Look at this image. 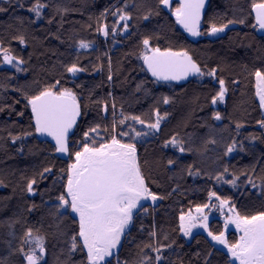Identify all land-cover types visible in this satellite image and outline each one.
Returning <instances> with one entry per match:
<instances>
[{
	"label": "trees",
	"instance_id": "16d2710c",
	"mask_svg": "<svg viewBox=\"0 0 264 264\" xmlns=\"http://www.w3.org/2000/svg\"><path fill=\"white\" fill-rule=\"evenodd\" d=\"M209 1L202 32L207 31L210 22L219 24L243 17L246 24H234L226 34L216 38H209L205 34L204 38L192 41L175 23V17L166 10L159 16L153 14L149 20L136 19L143 14V10L137 11L131 5L140 0H41L49 7L43 10L39 20L28 11L34 0H12L11 5L6 0H0V7L7 9L0 12V42L5 47H11L13 54L25 61L21 66L24 71L21 72L0 66V180L6 185L0 186V261L21 264L22 257L18 253H11H14L27 227L39 229L47 236V264H65L69 259L66 241L77 225L71 216L58 221L49 214V210L57 204L56 196L63 183L59 179L60 170L71 161L63 154L54 152V141L51 139L38 134L23 137L25 132L33 130L30 127L31 109L26 107L27 102L21 91L14 89L31 94L41 85L60 77L64 71L63 65L75 61L77 55L87 71L78 74L74 78L75 83L70 77L62 80L65 86L77 93L82 111L87 105V115L78 121L72 137L77 144L89 124L108 125L111 122V115L102 119L103 113L98 114L100 105L94 103L97 99L107 100L111 112V100L115 98L117 119L120 118L121 106L126 114L141 115L145 120L155 119L156 108L162 116L168 113L161 122L160 132L137 142L138 155L149 186L153 192L165 198L155 205H144L148 212L139 211L138 217H134L130 233L123 238L121 260L135 259L137 245L151 239L153 242L158 240L164 246L170 241L175 242L164 253L167 264H179L180 261L183 264H201L204 254L211 250L209 245L212 242L202 233L193 235L192 240L188 241L178 230L179 215L205 203L210 191L229 199L242 213H255L264 208V196L259 187L260 177L264 175V128L257 123L264 115L258 107L254 78L250 75L254 67L264 64V33L251 27L254 23V13L249 14L252 0ZM173 2L174 6L179 3ZM125 3L130 5L128 10L133 13V20L129 22L130 32L124 33L121 28L115 41L111 36L105 40L96 31L97 19L107 9L106 22L111 28L117 22L115 8H123ZM144 3L146 7H155L156 0H144ZM56 8L67 11L58 13ZM49 19L52 23H48ZM19 35L24 36L26 45L14 39ZM145 35L152 36V44L161 49H183L202 67L218 68L217 75L228 82L226 103L218 106L210 104V97L218 90V84L209 77L176 86L160 84L150 78L146 70H141L143 61L135 55ZM80 39L93 41L92 48L79 49ZM109 57L113 76L111 81L107 79ZM99 65H103V69L97 71ZM233 80L240 83L232 84ZM138 85L141 86L139 91ZM163 97H169L171 103L163 104ZM213 108L220 111L223 117L221 121L212 118ZM21 112L23 116L19 114ZM235 122L244 124L239 136L235 134ZM128 123L131 124V121ZM136 127L139 129L142 126ZM177 134L192 152L181 154L171 147H163L165 140ZM251 135L257 139H247ZM13 136H21L22 139L12 143ZM210 138L218 143L209 144V150L201 155L199 150ZM231 139L238 141V148L231 155H223L224 146ZM240 142L245 148L244 152L239 151ZM21 147L23 151H19ZM168 159L177 162L169 166ZM193 165L194 170L200 172L199 176H189L184 170ZM44 167H51V173H46L43 180L37 177L38 185L34 186L37 195H28L25 191L27 180ZM225 167L229 170L227 174L223 172ZM244 171L248 172L257 187L247 184L245 176L241 175ZM232 173L240 176L236 187L215 179L217 175H222L224 180H231ZM32 204L36 207L28 211ZM16 220L20 222L10 228L9 224ZM223 227L218 218L210 222V229L214 232L223 230ZM13 231L15 236L10 235ZM151 231H155L157 237L150 238L148 233ZM164 234L168 235V240L163 239ZM234 238H238V234L230 231L228 239ZM197 252L201 253L200 259L195 255ZM222 252L226 253L224 250ZM225 259L224 254L213 251L211 264H224ZM82 260L83 254L77 251L71 254L69 264H81Z\"/></svg>",
	"mask_w": 264,
	"mask_h": 264
},
{
	"label": "snow or ice",
	"instance_id": "6c2138e0",
	"mask_svg": "<svg viewBox=\"0 0 264 264\" xmlns=\"http://www.w3.org/2000/svg\"><path fill=\"white\" fill-rule=\"evenodd\" d=\"M18 2V0H17ZM11 5L12 0H6ZM206 0H179L177 6H174L173 0H156L155 7H146L144 0L139 3H133L132 8L137 11L143 10V14L136 19L149 20L154 14L161 15L167 10L171 16L175 17V23L180 25L192 37H200L202 35L216 36L224 33L229 25L246 24V18L229 19L223 23L210 22L206 32L201 31V21L204 19V9ZM49 5L34 0L28 11L33 13L37 20L43 16V10ZM130 5L125 3L123 8H115L114 15L117 22L111 28L106 22L108 10L101 13L100 18L96 21V31L101 34L105 40L110 36L115 41L118 31L122 28L124 33L130 32L129 22L133 20V13L129 11ZM5 7H0V12H5ZM56 12H66L67 9L56 8ZM254 13V23L251 27L264 31V0H252L250 5V15ZM48 23H52L49 19ZM20 44L26 45L23 35L14 37ZM152 36L145 35L140 41L141 48L135 53L137 59L143 61L142 71L151 73L155 82H180L188 81L189 77L203 79L211 78L215 84H218V90L210 97V104L216 106L225 104L229 93L228 82L217 75L218 68L202 67L197 63L186 50L174 51L171 47L161 49L158 45L152 44ZM93 41H85L80 39L78 47L81 50H90ZM107 55V53H105ZM0 57L2 64L15 68L17 72L24 71L20 66L25 61L13 54L11 47H5L0 42ZM99 59V57H97ZM111 57L108 58V75L107 79H113L111 73ZM103 69V65H99L96 70ZM63 74L55 78L52 82L45 83L37 88L31 94L23 92L22 89H14L21 91L24 100L27 102L26 107L31 109V125L32 131L25 132L23 137L38 134L42 137H51L54 141V152L63 154L71 162L66 168H62L59 179L63 181L60 191L56 196L57 204L54 209L50 208L49 214L62 222L65 217L71 216L77 227L68 235L67 244L69 259L65 264L71 261V254L79 251L83 254L81 264H167V258L164 255L166 249L174 246V241H170L166 246L157 240L153 242H142L137 245L138 251L133 260L127 258L121 260L120 253L123 249L122 239L130 233V227L133 225L134 217H138L139 211L148 212V208L142 204V201L151 200L153 204L157 200L165 197L153 192L149 186L148 180L144 174L140 156L138 155L137 142L141 138L154 135L160 132L161 122L168 115L167 112L161 115L158 108L154 110L155 119L145 120L141 115L126 114L123 106L120 108L117 119V104L115 98L111 100V112H109V102L107 100L97 99L94 103L100 105L97 109L98 114L103 113L102 119H106L111 115V122L108 125L100 123L89 124L87 131L83 132L82 140L77 144L73 141L74 130L78 127V121L87 115V105L82 111L81 100L77 93L71 87L65 86L62 80L66 77L74 78L87 71L80 64V56L77 55L75 61H71L63 65ZM250 75L254 78L255 96L258 98V107L264 110V64L254 67ZM39 83V81H35ZM232 84H239V80L231 81ZM141 88L137 86V91ZM19 101H17L18 103ZM163 104L171 103L169 97H163ZM21 116L23 112L19 113ZM212 118L221 121L223 117L220 111L213 108ZM131 121V124L128 122ZM257 123L264 128V116ZM136 125L142 126L137 128ZM244 127L241 122H235V134L240 135V129ZM119 129V130H118ZM215 129H213L214 131ZM21 136L11 137L12 143L21 140ZM251 141H255L257 137L251 135L247 137ZM264 142V139H262ZM214 138L207 139L200 149V154L207 152L209 144H217ZM163 147H171L183 154L192 152L191 148L185 147V141L177 135L171 136L165 140ZM238 148V141L231 139L225 144L223 155H231ZM23 151V147L19 149ZM239 151L244 152L245 148L242 142L239 143ZM177 161L168 159L169 166ZM194 165L186 167L184 170L189 176H199L200 172L194 170ZM51 167H44L36 176L29 178L25 185V191L30 196L37 195L39 180H43L46 173H51ZM223 172L227 174L228 168L225 167ZM255 174V169H252ZM241 175L245 176L247 184L257 187L255 181L248 176V172L244 171ZM38 177V178H37ZM231 180H224L222 175H217V182L230 183L232 187H236V181L240 179L239 175L232 173ZM212 177H209L211 179ZM259 185L261 194L264 196V175L260 177ZM0 186L4 185V181L0 180ZM43 198V193H41ZM215 201V203H213ZM36 207L35 204L28 209L32 211ZM213 208H217L224 214L225 222L223 230L214 232L209 228V214ZM205 209L209 211L206 212ZM139 210V211H138ZM9 224L10 228H14L15 223ZM229 225L235 227L239 233L238 238L229 240L227 231ZM59 226V225H58ZM203 229L207 232L211 242L209 247L211 250L204 254L201 264H211V256L213 251L224 254L226 259L224 264H264V208L255 213H242L231 204L227 198H222L215 191L208 193L207 201L198 204L195 207V213L191 209L187 212H181L179 215L178 230L184 237L192 238L194 229ZM10 235L15 236L14 231ZM151 237H157L155 231L148 233ZM20 243L16 246L14 253L22 257L21 264H47L45 259L47 255V236L42 234L39 229L32 227L25 228L23 235L19 238ZM164 240H168L167 234L163 236ZM220 245L222 249H226V253L222 249L215 246ZM11 250V245H9ZM183 247V245H181ZM151 253H155L152 255ZM197 259H200L201 253L197 252ZM0 264H5L0 261ZM179 264H183L180 261Z\"/></svg>",
	"mask_w": 264,
	"mask_h": 264
},
{
	"label": "rangeland",
	"instance_id": "374dc122",
	"mask_svg": "<svg viewBox=\"0 0 264 264\" xmlns=\"http://www.w3.org/2000/svg\"><path fill=\"white\" fill-rule=\"evenodd\" d=\"M174 3V2H173ZM230 28H233V25H230L229 26V28L228 29H230ZM228 29H226L225 30V32L224 33H222V34H226V31L228 30ZM208 37L210 38V37H212V36H209L208 35ZM200 38H204V36L202 35V36H200ZM8 67L9 69H15V68H12L11 66H9V65H3V67ZM22 66V65H21ZM20 66V67H21ZM258 99V98H257ZM259 102V101H258ZM219 105V104H218ZM218 105H216V106H218ZM262 111V115H264V110H261ZM142 204H144V205H146V204H152V205H155L156 203H158V200L155 202V204H153V202L151 201V200H148V201H142L141 202ZM214 203H215V201H214ZM139 211V210H138ZM193 211V213H195V209H193L192 210ZM206 212H208L209 210L207 209V210H205ZM227 215V209H225L224 210V214H221V211L219 210V209H217V208H213L211 211H210V214H209V219H208V223H209V228H210V222L212 221V220H214V218H218L221 222H222V224H224V222H225V216ZM230 231H233V232H236V230H235V227L233 226V225H229V227H228V231H227V236H228V233L230 232ZM197 233H202V234H206L207 235V232H205L203 229H199V228H197V229H194L193 230V234H192V238H193V235H195V234H197ZM237 234H238V236H239V233L238 232H236ZM192 238L191 239H189V238H187L186 237V239L188 240V241H190V240H192ZM210 238V237H209ZM211 240V239H210ZM122 241H123V239H122ZM213 243V242H212ZM217 247H219L220 249H222V246H220V245H216ZM222 250H224L225 252L227 251L226 249H222Z\"/></svg>",
	"mask_w": 264,
	"mask_h": 264
},
{
	"label": "water",
	"instance_id": "95a60500",
	"mask_svg": "<svg viewBox=\"0 0 264 264\" xmlns=\"http://www.w3.org/2000/svg\"><path fill=\"white\" fill-rule=\"evenodd\" d=\"M178 2H179V0H177ZM209 3H210V1L209 0H206V4H205V9H204V13H205V15H206V10H207V8H208V6H209ZM205 15H204V17H205ZM204 19L201 21V27L203 26V24H204ZM180 26V25H179ZM181 27V26H180ZM181 29L183 30V31H185L182 27H181ZM186 32V31H185ZM260 32H262V33H264V31H260ZM186 34L188 35V37L192 40V41H197V40H199V37H192L189 33H187L186 32ZM221 35V33L220 34H217L216 36H213L214 38H216V37H219ZM147 72V71H146ZM147 74L149 75V77L150 78H152L153 80H155L152 76H151V73H149V72H147ZM193 80H197V78L196 77H189V80L188 81H180V82H175V81H172V82H159L160 84H171V85H183V84H186V83H188V82H191V81H193ZM47 138H49V139H51V137H47Z\"/></svg>",
	"mask_w": 264,
	"mask_h": 264
},
{
	"label": "flooded vegetation",
	"instance_id": "af4514ba",
	"mask_svg": "<svg viewBox=\"0 0 264 264\" xmlns=\"http://www.w3.org/2000/svg\"><path fill=\"white\" fill-rule=\"evenodd\" d=\"M173 1H177V0H173ZM167 11V10H166ZM204 25V24H203ZM203 27V26H202ZM202 27H201V29H202ZM222 34V33H221ZM199 39H200V37H199Z\"/></svg>",
	"mask_w": 264,
	"mask_h": 264
}]
</instances>
